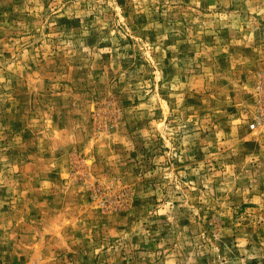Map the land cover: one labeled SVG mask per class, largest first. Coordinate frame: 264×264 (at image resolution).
<instances>
[{
	"label": "rangeland",
	"instance_id": "1",
	"mask_svg": "<svg viewBox=\"0 0 264 264\" xmlns=\"http://www.w3.org/2000/svg\"><path fill=\"white\" fill-rule=\"evenodd\" d=\"M0 264H264V0H0Z\"/></svg>",
	"mask_w": 264,
	"mask_h": 264
},
{
	"label": "built area",
	"instance_id": "2",
	"mask_svg": "<svg viewBox=\"0 0 264 264\" xmlns=\"http://www.w3.org/2000/svg\"><path fill=\"white\" fill-rule=\"evenodd\" d=\"M255 128H256V125L253 124V125H252V129H255Z\"/></svg>",
	"mask_w": 264,
	"mask_h": 264
}]
</instances>
